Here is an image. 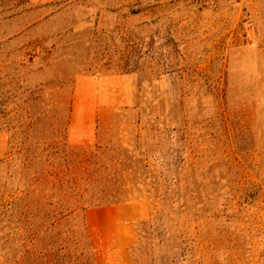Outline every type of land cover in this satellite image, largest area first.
Returning a JSON list of instances; mask_svg holds the SVG:
<instances>
[{
	"label": "rangeland",
	"instance_id": "1",
	"mask_svg": "<svg viewBox=\"0 0 264 264\" xmlns=\"http://www.w3.org/2000/svg\"><path fill=\"white\" fill-rule=\"evenodd\" d=\"M50 170L139 205L133 264H264V0H0V186ZM80 225L0 264H95Z\"/></svg>",
	"mask_w": 264,
	"mask_h": 264
},
{
	"label": "trees",
	"instance_id": "2",
	"mask_svg": "<svg viewBox=\"0 0 264 264\" xmlns=\"http://www.w3.org/2000/svg\"><path fill=\"white\" fill-rule=\"evenodd\" d=\"M147 167V164H144ZM58 173L50 170L46 173L37 174L33 177L32 186L7 190L5 186H0V232L23 241L27 239L30 248H37L36 242L44 237L51 238L54 228L62 221L80 215V230L85 235L87 233L85 225V211L89 206H98L102 204H114L123 201V199H107L114 194L110 190L103 191L98 199L88 200L83 198L90 190L81 188L76 185L64 186ZM159 177L165 180V172H161ZM72 180H75L73 178ZM50 183V186L42 185ZM142 182L139 180L132 183L136 191H140L138 185ZM152 187V186H150ZM149 198L159 200L163 205L165 190L159 192L156 188L144 189ZM117 192V191H115ZM9 196V199H6ZM115 197V195H114ZM49 249L53 246V240L49 244Z\"/></svg>",
	"mask_w": 264,
	"mask_h": 264
},
{
	"label": "crops",
	"instance_id": "3",
	"mask_svg": "<svg viewBox=\"0 0 264 264\" xmlns=\"http://www.w3.org/2000/svg\"><path fill=\"white\" fill-rule=\"evenodd\" d=\"M144 216L139 205L131 202L87 209L85 220L91 232L95 264H133L134 224Z\"/></svg>",
	"mask_w": 264,
	"mask_h": 264
}]
</instances>
